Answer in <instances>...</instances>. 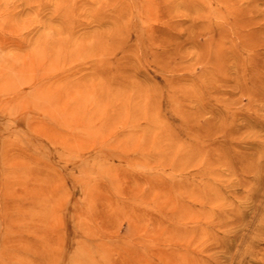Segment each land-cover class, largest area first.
Masks as SVG:
<instances>
[{
    "label": "rangeland",
    "instance_id": "obj_1",
    "mask_svg": "<svg viewBox=\"0 0 264 264\" xmlns=\"http://www.w3.org/2000/svg\"><path fill=\"white\" fill-rule=\"evenodd\" d=\"M254 13L0 0V264H264V61L236 110L217 65Z\"/></svg>",
    "mask_w": 264,
    "mask_h": 264
},
{
    "label": "bare ground",
    "instance_id": "obj_2",
    "mask_svg": "<svg viewBox=\"0 0 264 264\" xmlns=\"http://www.w3.org/2000/svg\"><path fill=\"white\" fill-rule=\"evenodd\" d=\"M258 8V7H257ZM256 8V9H257ZM241 11V10H240ZM249 12V11H248ZM251 13H253V12H251ZM240 14H242V13H240ZM243 14H245V12L243 13ZM242 14V15H243ZM257 14V13H256ZM256 14L254 13V14H251V15H249V19L247 20V21H245L244 20V25H241L240 27H238V28H240V30H244L245 28L247 29V28H249L250 29V33L249 32H246V33H249V35L247 36L250 40L249 41H247V40H241V41H239V42H237V43H240V45H239V47H240V51L242 50V51H245L244 53H246L247 55H248V58L245 60L244 58L245 57H243V58H240V56L239 57H237L235 54H237V53H235L234 54V51H235V46L233 45L232 46V48H231V46H230V52H229V54H225V51H223V49H222V46H223V41H224V39L222 38V37H220L219 38V41H218V45H217V48H218V61H219V63L217 64L218 65V70H219V74H221V76L222 77H226V78H228L230 81L231 80H233V84H235L236 82H237V84H235V86H236V88L238 89V93L240 94V96L238 97L239 98V100H238V102L237 103H235V102H233L234 104H232V102H231V104H232V106L234 107V109L236 110L237 108V106H239V108L240 107H244V106H246V107H250L251 106V104L253 103H255L254 101L255 100H257V96H258V93H259V90H261V89H263V87H261L260 86V88L261 89H259V90H257V89H254V87H253V83H252V81L251 80H253L254 79V77L256 76V75H258V76H262L261 75V73H263V71L260 73V74H258L259 73V70H258V66H259V62L258 61H264V41H262V42H260V41H258V42H256L255 40H254V38L255 39H257L258 37H257V35H259L260 33H262V31H264V27H263V25H259L258 23H257V21H255V17H256ZM234 15V14H233ZM264 15V14H263ZM241 16V15H240ZM260 16H261V14H260ZM259 16V17H260ZM258 17V18H259ZM237 18V17H236ZM248 18V17H247ZM247 18H245V19H247ZM262 18H264L263 16H262ZM261 18H259L258 20H260ZM238 20H240V19H238ZM243 20V19H242ZM261 21H263V19L261 20ZM243 23V22H242ZM263 23V22H262ZM220 24V23H219ZM234 24V23H233ZM238 23H236V25H237ZM240 24V23H239ZM225 25H226V23H225ZM235 25V24H234ZM223 26V25H222ZM221 26V27H222ZM236 27V26H235ZM234 29V28H233ZM220 30H222V28L220 29ZM236 30H237V28H236ZM238 31V30H237ZM236 31V32H237ZM245 31V30H244ZM223 32V31H222ZM228 32V31H227ZM229 33V32H228ZM232 33V32H231ZM238 33H239V31H238ZM242 33H244V32H242ZM232 34H234V33H232ZM231 36V35H230ZM230 36H226V37H230ZM233 36V35H232ZM236 36V35H235ZM239 36H241L240 34H239ZM245 36V35H244ZM243 35L241 36V37H244ZM217 37V36H216ZM236 37H238V36H236ZM257 37V38H256ZM262 38H264V37H262ZM237 39V38H236ZM226 40H227V38H226ZM261 40V39H260ZM227 41H229V40H227ZM231 41V40H230ZM230 43V42H229ZM205 44V43H204ZM224 44H226V43H224ZM236 45V44H235ZM259 49H263L262 51H263V53H258V51L257 50H259ZM229 50V49H228ZM262 51H260V52H262ZM236 52H238V51H236ZM254 52H257L256 54L254 53ZM253 53V54H252ZM243 54V53H242ZM246 56V55H245ZM216 57V58H217ZM242 57V56H241ZM215 58V59H216ZM228 61V63H229V61H231V65H230V67L228 68V71H229V74L227 75V69H226V62ZM254 64V65H253ZM262 66V68H263V66H264V63H260ZM224 65H225V67H224ZM228 66V65H227ZM261 67H260V70H261ZM264 70V69H263ZM247 74H249L250 75V87L249 88H251V89H248L247 87V81H246V77L247 76H249V75H247ZM227 75V76H226ZM218 76V75H217ZM263 76H264V74H263ZM225 78V79H226ZM253 78V79H252ZM260 78V77H259ZM220 80V79H219ZM223 80H224V78H223ZM227 80V79H226ZM243 80L245 81V84H241L242 82H243ZM255 80V79H254ZM263 80V79H262ZM221 81V80H220ZM236 81V82H235ZM242 81V82H241ZM248 81H249V79H248ZM258 81H261L260 79L258 80ZM257 81V82H258ZM228 82L229 81H227V84H228ZM254 82V81H253ZM261 83V82H260ZM262 84V83H261ZM230 85H232L231 83H230ZM256 84H254V86H255ZM259 86V85H258ZM263 86V85H262ZM232 87V86H231ZM256 88H257V86H256ZM236 89V90H237ZM230 91V90H229ZM261 91H263V90H261ZM234 92H235V90H234ZM227 93H229V92H227ZM227 93L225 92V94L227 95ZM233 94V93H232ZM262 94H264V92L262 93ZM231 97H233V95L231 96ZM240 97L241 98H243L244 97V99L246 98L247 99V101L245 100V104H243V103H241V99H240ZM234 98H236L237 99V97H234ZM231 99V98H230ZM259 99H263V97L262 98H260L259 97ZM257 102H259V101H256V103ZM242 104V105H241ZM229 105V104H228ZM231 106V107H232ZM255 106V105H254ZM251 108V107H250ZM250 108H249V110H250ZM253 108V107H252ZM228 109H230V106L228 107ZM232 109V108H231ZM245 109V108H244ZM243 110V109H242ZM240 111V110H239ZM251 111H252V109H251ZM225 112V111H224ZM223 112V113H224ZM229 112V111H228ZM242 112V111H241ZM236 113H238V112H232V114H231V117H234V116H237L238 117V115L236 114ZM236 114V115H235ZM220 115H222V113L220 114ZM223 116V115H222ZM221 116V117H222ZM228 116H229V114H228ZM227 116V117H228ZM223 118V117H222ZM235 118V117H234ZM248 118V117H247ZM246 119V118H245ZM245 119H242V120H244L245 121ZM250 119V118H249ZM253 119H255V118H253ZM258 119V118H257ZM234 120H237V119H234ZM221 121H222V119H221ZM253 122V121H252ZM234 123V122H233ZM254 123H255V121H254ZM260 123H263L262 121L261 122H259V124ZM247 124V123H246ZM260 127V126H259ZM230 130H232V129H230ZM257 131V130H256ZM255 132V131H254ZM247 133V132H246ZM257 133V132H256ZM236 138V137H235ZM226 146V145H225ZM225 150V149H224ZM228 155V154H227ZM209 159V158H208ZM212 159V158H211ZM234 161V160H233ZM236 161V160H235ZM214 162V161H213ZM231 162V161H230ZM227 163V162H226ZM230 164V163H229ZM253 167V166H252ZM258 167V166H257ZM237 169V168H236ZM249 169H251V167L249 168ZM248 168H247V172H248V170H249ZM257 169V168H256ZM218 170H219V168H218ZM260 170V169H259ZM228 171V170H227ZM256 172H257V170H256ZM261 172V171H260ZM259 172V173H260ZM240 173V172H239ZM249 173V172H248ZM263 172H261V174H262ZM252 174H253V171H252ZM221 175V174H220ZM235 175H237V174H235ZM259 175V174H258ZM247 176V175H246ZM219 182V181H218ZM230 187V186H229ZM250 187V186H249ZM232 188V187H231ZM227 189V188H226ZM230 191V190H229ZM207 192V191H206ZM211 193V192H210ZM207 196V195H206ZM217 197V196H216ZM205 198V197H204ZM207 198V197H206ZM219 198V197H218ZM217 198V199H218ZM213 199V198H212ZM211 199V200H212ZM200 200V199H199ZM206 200V199H205ZM205 200H203V201H205ZM209 200H210V198H209ZM209 202V201H208ZM224 202V201H223ZM201 203L203 204V202L201 201ZM216 203V202H215ZM218 203V202H217ZM209 204V203H208ZM211 204H213V203H210V205ZM205 205H207L206 204V201H205ZM210 205H208V206H210ZM206 211V210H205ZM216 219V218H215ZM214 219V220H215ZM217 221H219L218 219H216ZM213 221V220H212ZM216 222V221H215ZM221 222V221H220ZM209 223H210V221H209ZM218 223V222H217ZM210 224H213V223H210ZM235 236V235H234ZM225 237V236H224ZM214 259V258H213Z\"/></svg>",
    "mask_w": 264,
    "mask_h": 264
}]
</instances>
